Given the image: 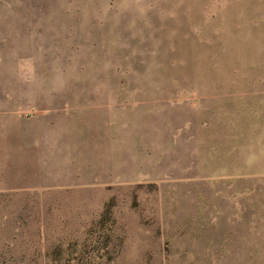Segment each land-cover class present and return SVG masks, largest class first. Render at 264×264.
I'll use <instances>...</instances> for the list:
<instances>
[{
  "label": "rangeland",
  "instance_id": "obj_1",
  "mask_svg": "<svg viewBox=\"0 0 264 264\" xmlns=\"http://www.w3.org/2000/svg\"><path fill=\"white\" fill-rule=\"evenodd\" d=\"M0 264H264V0H0Z\"/></svg>",
  "mask_w": 264,
  "mask_h": 264
},
{
  "label": "trees",
  "instance_id": "obj_2",
  "mask_svg": "<svg viewBox=\"0 0 264 264\" xmlns=\"http://www.w3.org/2000/svg\"><path fill=\"white\" fill-rule=\"evenodd\" d=\"M111 213H112V210H111V202H107L105 205H104V208L101 212V216L99 218V223H103L109 219H111ZM62 252V249L61 247L57 246L55 247L51 252H50V256H51V259L54 260L56 257V253H61Z\"/></svg>",
  "mask_w": 264,
  "mask_h": 264
},
{
  "label": "crops",
  "instance_id": "obj_3",
  "mask_svg": "<svg viewBox=\"0 0 264 264\" xmlns=\"http://www.w3.org/2000/svg\"><path fill=\"white\" fill-rule=\"evenodd\" d=\"M34 82H37V81L34 80Z\"/></svg>",
  "mask_w": 264,
  "mask_h": 264
}]
</instances>
